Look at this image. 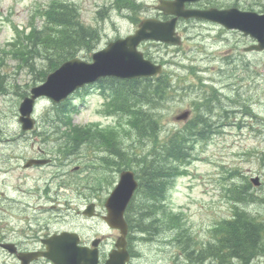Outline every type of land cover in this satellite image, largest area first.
I'll use <instances>...</instances> for the list:
<instances>
[{
	"label": "rangeland",
	"instance_id": "rangeland-1",
	"mask_svg": "<svg viewBox=\"0 0 264 264\" xmlns=\"http://www.w3.org/2000/svg\"><path fill=\"white\" fill-rule=\"evenodd\" d=\"M44 1L45 0H0V41L3 42L6 39H10L14 35L12 23L18 24L23 27L27 22L29 16L28 11L31 9V7H33L35 3H43ZM76 1L80 3L84 21L94 24L96 23V8L99 5L109 3L110 0ZM7 18H9L11 22H8L6 20ZM116 24L121 32H126L128 30L129 25L126 22L118 20ZM104 28L108 36L105 37L103 45L101 44L100 48H103L107 44L108 39L113 37L114 34L112 21L105 23ZM220 48L221 49L217 50V54L215 55L216 59H220L222 56L230 54L229 46L227 48ZM218 67V65L211 66V70L209 71V73H205V79L208 80L209 78L218 82L221 81V79L223 81L227 80V78H229V75L227 77L220 78L218 76L220 73L215 74L216 69H219ZM7 71L11 75L18 72L16 74L17 77H13L11 82L15 83L16 80L17 84H20L21 87H17L16 85H14L11 87L9 96L0 97V134L19 135L20 133H23L18 123V108L19 103L22 100L21 93L27 90V86H25V83L30 82V80L32 79V75L26 70L18 71L15 62L8 63ZM184 81L194 83L195 77L192 75L188 76V78L184 79ZM249 82L250 81L247 80L245 82L246 85ZM228 89L229 91H231V88ZM254 92V97L251 93V96L253 97L252 104L254 105L256 112L264 118V78L259 82V86ZM75 99L78 100H76L77 112L73 115L74 124L85 125L94 121H104L106 125L108 123L110 125L118 123L121 125L126 124V121H123L122 119L117 120L114 118H109L108 120L98 115V110L103 100L101 97H99V94L94 91H92L84 101H82L80 96ZM189 102L190 99H187L183 103L177 102L171 107L170 110L175 112L178 110L180 103L181 105L186 106ZM41 107L44 110L51 108V106H49V103H42ZM180 111H177L174 115L180 114ZM229 121H231V119ZM247 121V123H250V120ZM164 122L168 123L169 128H171L172 126L181 127L182 125H184V123L178 124L169 120H165ZM251 123L253 124V127L249 125L243 128L235 126L234 124H236V122L232 123L230 124V126L224 128V130L221 131V134H218L213 139H211L208 145H198L196 149L197 154H203L200 157H202V159L204 160V164H201L198 169V173H201L202 177L199 180L194 179V182L191 183L189 181V177H186L187 175L183 176L175 182L174 186L170 190L168 201L169 206L175 210H182L186 212L189 217V226L193 231L197 232L205 230L207 227V221H209L210 219L213 220L212 217L215 215L214 213L223 216L230 215L229 208L231 204L227 199L230 197L227 196V198H223L221 196L220 188H216L218 180L223 176L222 173L226 175L222 167L241 166V168H243L247 173L253 172L254 175L255 173H258V175H260L262 181L264 182V167L259 166L260 160L262 159V153H264V121H252ZM0 138L3 140L16 139L14 136H1ZM39 142V140L37 141V143L34 142L32 144L34 145V147L27 145V148L19 149V153H23V159H25L27 156L33 155L34 152L37 153L39 149H42V143ZM21 143L22 141L20 139H17V141L0 142V146H10L6 149H11L13 146ZM44 148L51 149L50 145H45ZM146 148L147 146L144 149ZM75 160L76 159H72V163H70V165L68 167H65L64 169L70 172V170L75 165H77V161ZM19 164H21V167H19ZM16 168L18 169H14L12 171V174H0V191L6 192L8 196L12 194L10 186L18 185L21 181L24 180L20 178V175H46V177H44L43 179H47L48 175L52 173V169L50 168L49 170H45L44 172H37L36 170L32 171L31 169L24 170L22 169V161L18 162ZM189 170L193 172V168H190ZM73 173L78 179H80V182H82L85 175L82 174L80 170L74 171ZM75 175L73 176L72 181H74ZM117 176L118 174H114L115 179L117 178ZM191 176L193 177V175ZM191 176L190 178H192ZM107 194L108 193L105 194V197L109 196ZM252 209L255 212L257 211L262 213V218L264 219L263 204L252 206ZM206 215H209L210 217H205ZM78 224L84 225V221ZM157 234L159 235V233ZM160 260L164 261V259L162 258H160L158 261ZM260 264H264V262H261Z\"/></svg>",
	"mask_w": 264,
	"mask_h": 264
},
{
	"label": "trees",
	"instance_id": "trees-1",
	"mask_svg": "<svg viewBox=\"0 0 264 264\" xmlns=\"http://www.w3.org/2000/svg\"><path fill=\"white\" fill-rule=\"evenodd\" d=\"M49 20L59 25V30L50 31L45 30L40 33H32L30 39L34 40V47L31 51H26L25 48L20 47L19 42L13 43L17 46L16 50H12L11 53L16 57L17 50L21 52V60L23 62L33 61L35 58H43L48 62L50 68L59 67L62 62L78 55L80 52L86 53L93 51L97 46L99 36L98 31L89 27L81 18L79 9L75 4L72 6L65 5L59 2H53L49 10L43 13ZM55 52V55L53 52ZM7 52L0 47V68L4 64V56ZM107 86H103L104 89L108 88L110 91V103L109 106L115 107L116 111L122 112L124 118L129 121L137 135L141 138H147L152 142H156L161 135V120L162 114L160 113V107L162 103L168 100L170 89L168 81L159 78L156 83L153 80L140 79L135 81H126L119 79H107L105 82ZM5 77L0 72V91H5ZM57 109L58 114L66 115L65 110ZM113 112V110L111 111ZM71 127L70 121L65 123ZM200 124H208L207 120H203L202 117L198 121H194L193 128H196ZM206 126L198 132V135L205 138ZM72 132L68 134L72 137L78 136L82 130L74 127ZM84 133V132H83ZM85 135H88L86 133ZM140 138V139H141ZM186 139L179 136L168 137L164 141L162 152L164 154L163 160L151 159L144 161L141 168L145 184L144 190L150 196L159 198L161 201L164 198L169 180L174 174L173 163H183L188 158V151L185 147ZM167 161H170V165L167 166ZM233 176V175H232ZM142 185V186H143ZM249 188H252L249 180L243 182L238 186L234 184L230 188V193L233 199L238 202L246 203L248 199H255V194L249 192ZM150 211L145 212V216L149 215L152 211V207L146 205V209ZM160 208V207H159ZM178 218L171 217L170 226H178ZM258 225L255 220L248 214L237 209L234 212V218L232 220L224 219L222 223L217 227L216 237L218 242L216 246L210 247L209 250L203 249L201 252L210 253L219 251L220 264H250L252 257H256L258 254H264V242H263V229H258L255 236V229ZM252 233V235H248ZM221 238V241H220ZM261 239V243H260ZM203 254V253H202ZM201 254V255H202ZM194 255L192 259L199 256ZM240 259L238 262H232V260Z\"/></svg>",
	"mask_w": 264,
	"mask_h": 264
},
{
	"label": "water",
	"instance_id": "water-1",
	"mask_svg": "<svg viewBox=\"0 0 264 264\" xmlns=\"http://www.w3.org/2000/svg\"><path fill=\"white\" fill-rule=\"evenodd\" d=\"M137 40L128 38L124 41H118L111 44L106 50L94 55V63L89 64L77 59L64 64L58 72L50 76L48 83L39 89V94H46L52 97L56 102L63 100L71 91L86 82L96 80L103 75H114L124 78H138L153 75L156 68L149 62L137 63L136 59L139 53L135 51ZM33 99L25 100L21 105V111L31 121L30 114L33 109ZM132 179V174H130ZM135 187V184H134ZM131 186L127 184L124 178L108 199L106 206L110 211L107 218L109 222L119 225L125 230L123 221V212L131 198ZM64 242V239L63 241ZM63 244V243H62ZM68 244H63L61 250H65ZM65 252H61L64 255Z\"/></svg>",
	"mask_w": 264,
	"mask_h": 264
},
{
	"label": "flooded vegetation",
	"instance_id": "flooded-vegetation-1",
	"mask_svg": "<svg viewBox=\"0 0 264 264\" xmlns=\"http://www.w3.org/2000/svg\"><path fill=\"white\" fill-rule=\"evenodd\" d=\"M12 225L10 229L0 230V264H24L19 261L18 256L3 250V245L8 244L17 253L32 255L25 264H41L36 254L46 251L45 239L47 236V225L41 219L29 218L28 216H17L16 218L0 219V226ZM38 261V262H37Z\"/></svg>",
	"mask_w": 264,
	"mask_h": 264
},
{
	"label": "bare ground",
	"instance_id": "bare-ground-1",
	"mask_svg": "<svg viewBox=\"0 0 264 264\" xmlns=\"http://www.w3.org/2000/svg\"><path fill=\"white\" fill-rule=\"evenodd\" d=\"M156 232L158 233L157 230L152 231L151 235L157 236L158 234ZM248 235H252V233H250ZM137 255L139 256V253H137ZM190 262L192 264H220L219 251H214V252H210L208 254H203V255L195 258V259H192ZM251 262H252V259H251L250 263Z\"/></svg>",
	"mask_w": 264,
	"mask_h": 264
}]
</instances>
